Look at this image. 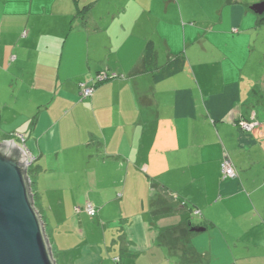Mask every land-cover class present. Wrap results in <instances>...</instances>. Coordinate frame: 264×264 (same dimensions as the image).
I'll return each instance as SVG.
<instances>
[{
	"label": "crops",
	"instance_id": "crops-1",
	"mask_svg": "<svg viewBox=\"0 0 264 264\" xmlns=\"http://www.w3.org/2000/svg\"><path fill=\"white\" fill-rule=\"evenodd\" d=\"M99 1L0 0V142L21 136L34 158L56 264H182L159 239L186 221L204 229L190 231L193 264H264V23L224 0L192 26L141 0L79 8Z\"/></svg>",
	"mask_w": 264,
	"mask_h": 264
},
{
	"label": "water",
	"instance_id": "water-1",
	"mask_svg": "<svg viewBox=\"0 0 264 264\" xmlns=\"http://www.w3.org/2000/svg\"><path fill=\"white\" fill-rule=\"evenodd\" d=\"M249 10L263 15L264 0ZM26 162V155L13 142H0V264H56L34 207ZM190 231L204 229L192 227Z\"/></svg>",
	"mask_w": 264,
	"mask_h": 264
},
{
	"label": "rangeland",
	"instance_id": "rangeland-1",
	"mask_svg": "<svg viewBox=\"0 0 264 264\" xmlns=\"http://www.w3.org/2000/svg\"><path fill=\"white\" fill-rule=\"evenodd\" d=\"M139 1V0H138ZM146 5L147 10L152 11L153 14H156L163 12L166 8L168 11L166 12V19H168V25L174 24L172 20L176 17L177 11L179 8L181 9V12L183 13L182 19L177 20V24H185L188 26H192L190 22L194 21L193 19L200 20V18H204L206 14L215 16L214 11L218 9L220 6L217 4L219 0H141ZM229 1H240V2H247L248 4H255L258 2H261L263 0H229ZM134 2H137V0H100L99 4L95 7L90 6V4H86L84 2H81L80 9L83 11H91L94 10L96 13H101L102 11H106L110 8H114V13L116 10H119L121 6L127 5L129 9H135L136 4H133ZM169 2V4H168ZM176 4L173 6V3ZM93 7V8H92ZM189 13V14H188ZM174 15V16H173ZM178 18H180L178 16ZM174 26V25H173ZM95 220V218H94ZM97 225V223H95ZM90 226V225H89ZM85 234V233H84ZM79 238L76 237V239ZM141 262H144L143 257L141 259ZM142 264V263H141Z\"/></svg>",
	"mask_w": 264,
	"mask_h": 264
},
{
	"label": "trees",
	"instance_id": "trees-1",
	"mask_svg": "<svg viewBox=\"0 0 264 264\" xmlns=\"http://www.w3.org/2000/svg\"><path fill=\"white\" fill-rule=\"evenodd\" d=\"M224 1L226 4L242 3L247 8H249L251 5L248 4L247 2L229 1V0H224ZM259 22L264 23V14L259 16ZM155 61H156V52L154 46L152 42H148L145 47V67L153 71V68L155 67ZM182 68H183V61L180 58H176L172 60L170 63H168L166 67H164L162 70H160L154 75V81L158 82L163 79L169 78L179 73L182 70ZM27 173L30 179L31 192L33 194V202L35 207V194L32 188L33 185L32 174H31L32 171L30 168L28 169ZM35 209L38 212V214H40L36 207ZM190 229H191V225L189 221H186L180 227L171 231H166L159 239V243L171 251L172 258L174 259L177 258V260L182 264H193L199 262V257L194 252L193 248L189 245L188 242L189 237L192 235ZM180 245L184 246V251L181 252V254L179 255L176 254V250Z\"/></svg>",
	"mask_w": 264,
	"mask_h": 264
},
{
	"label": "built area",
	"instance_id": "built-area-1",
	"mask_svg": "<svg viewBox=\"0 0 264 264\" xmlns=\"http://www.w3.org/2000/svg\"><path fill=\"white\" fill-rule=\"evenodd\" d=\"M108 78L109 77L105 74H99L96 77L95 81L96 83H102ZM79 88H80V98L82 100L90 98L94 92V86L88 87V86H85L84 84H80ZM240 126L242 127L243 130H246V131H249L251 129V124L249 123L241 122ZM2 142H13L15 146H17L20 150H22L24 154L26 155V159H27L26 167L28 169L30 168V164L34 162V158L27 152V149L25 148V141L21 136H11L9 139L3 140ZM220 171L224 179L226 178L233 179L236 177V172L227 157L222 160L221 165H220ZM85 213L90 218H95L97 215V211L94 209L93 206H91V204L86 206ZM114 262L116 263L115 260Z\"/></svg>",
	"mask_w": 264,
	"mask_h": 264
}]
</instances>
